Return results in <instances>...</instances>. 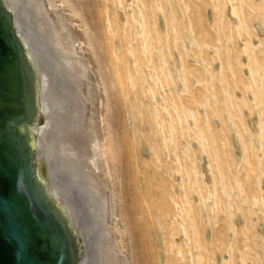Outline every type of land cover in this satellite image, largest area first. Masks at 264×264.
<instances>
[{
  "label": "rangeland",
  "instance_id": "374dc122",
  "mask_svg": "<svg viewBox=\"0 0 264 264\" xmlns=\"http://www.w3.org/2000/svg\"><path fill=\"white\" fill-rule=\"evenodd\" d=\"M64 2L121 263L264 264V0Z\"/></svg>",
  "mask_w": 264,
  "mask_h": 264
},
{
  "label": "bare ground",
  "instance_id": "6f19581e",
  "mask_svg": "<svg viewBox=\"0 0 264 264\" xmlns=\"http://www.w3.org/2000/svg\"><path fill=\"white\" fill-rule=\"evenodd\" d=\"M2 1L12 14L15 32L34 71L36 115L27 129L38 179L75 234L78 264H87L92 246L97 264H122L120 253L124 251L110 225L116 212L112 206L116 197L109 199L108 191L114 193L115 186L107 168L105 145L100 143L97 131L102 125L95 121L99 114L93 122L86 118L93 88H88L90 75L85 64L89 61L77 52L81 47L74 49L80 36L79 26L70 25L71 15L66 12L68 3L64 0ZM82 125L87 127L84 133L89 144L78 150L68 137L72 129Z\"/></svg>",
  "mask_w": 264,
  "mask_h": 264
},
{
  "label": "water",
  "instance_id": "95a60500",
  "mask_svg": "<svg viewBox=\"0 0 264 264\" xmlns=\"http://www.w3.org/2000/svg\"><path fill=\"white\" fill-rule=\"evenodd\" d=\"M35 77L0 0V264H78V242L38 179Z\"/></svg>",
  "mask_w": 264,
  "mask_h": 264
}]
</instances>
